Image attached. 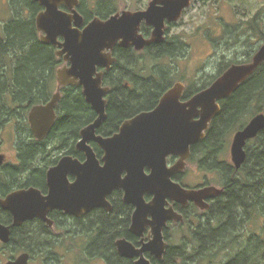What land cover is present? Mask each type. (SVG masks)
<instances>
[{"label":"water","instance_id":"95a60500","mask_svg":"<svg viewBox=\"0 0 264 264\" xmlns=\"http://www.w3.org/2000/svg\"><path fill=\"white\" fill-rule=\"evenodd\" d=\"M34 1L44 6V10L36 15L41 40L59 47L56 54L65 60V64L57 70L59 86H83L87 101L99 116L82 130L83 138L78 143L79 148L88 152L87 161L82 163L71 156L62 158L48 173L49 195L43 196L37 188L22 189L12 192L0 202L12 211L14 225H20L35 216L47 219V211L56 207L76 215L100 205H106L110 210L107 195L115 188H122L125 201L136 207L131 231L142 235L146 226L150 225L153 236L148 242L143 241L140 247L126 238H119L116 242L119 254L134 258V264H152L147 252L161 260L168 246L163 228L168 220L183 218L172 208H166L169 199L183 203L194 200L202 206L205 198L220 193L215 186L187 190L172 177L185 168L191 156V146L206 136L210 123L220 113L219 100L231 95L264 62V44L251 62L231 66L187 103H180L183 87L181 83L177 84L163 96L153 112L125 121L118 134L104 139L94 135L106 117L107 101L103 96L109 90L102 86V73L98 72V66L110 67L116 60L112 50L119 41L122 46L135 45L138 49L161 41L165 18L179 19L191 0H153L145 11L125 10L106 20L96 17L84 28H80L84 17L76 9L79 0ZM159 1L163 3L162 7L157 6ZM61 4L69 10L61 9ZM143 20L155 26L153 37L149 40H144L139 34ZM60 37L63 39L59 40ZM60 96V92L56 93L47 104L35 105L29 112L32 129L40 139L47 136L55 123V107ZM263 130L264 113H258L236 132L232 145L236 167L246 160V141ZM90 139H97L106 149L103 166L87 145ZM172 154L178 155L179 159L168 166L167 157ZM145 166L151 168L149 173L145 172ZM68 172L77 174L74 183L67 180ZM146 193L154 196L149 203L145 200ZM9 236L10 227L0 223V238L7 242ZM29 256V253H23L7 264H27Z\"/></svg>","mask_w":264,"mask_h":264},{"label":"flooded vegetation","instance_id":"af4514ba","mask_svg":"<svg viewBox=\"0 0 264 264\" xmlns=\"http://www.w3.org/2000/svg\"><path fill=\"white\" fill-rule=\"evenodd\" d=\"M111 1L113 0H79V4L77 5L76 9L84 17L83 24L80 28L87 26L89 22L96 17L106 20L111 15L118 12L122 13L125 10L133 12L145 11L150 7L153 0H133V5H131L129 8L124 6L121 9H118L116 6V8L110 12L108 5ZM203 1L204 0H191L190 5L183 9L180 18L177 20H169L168 18H165L163 39L161 41L146 44L141 49L136 48L135 45L122 46L119 41L112 50V56L116 60L110 65V67L105 65L98 66V72L102 73V86L108 88L109 90L103 96L107 101L106 117L96 128L94 133L96 137H102L104 139L111 138L120 132L121 126L125 121L143 113L153 112L159 106L163 96L177 84L181 83L183 87L182 95L179 98L180 103H187L199 91L209 87L231 66L246 64L253 60L260 46L264 44V5H261L259 9H257L255 15L249 17L250 19H238L236 15L233 16L231 21L219 20L217 18L216 25L211 28V31L214 32V37H209L206 33H204V27L195 26V32H192L189 28L183 27L184 24L182 23V19L188 15L189 11L195 7L196 3H203ZM157 6L162 7L163 3L159 1ZM60 8L66 11L69 10L64 4H61ZM42 10H44V6L41 5L40 11ZM100 10L103 11V14L100 13ZM154 30L155 26L153 24H149L146 20H143L140 25L139 34L144 40H149L153 37ZM40 35L41 33L39 32V37ZM62 39V37L59 38V40ZM195 39H197V41L201 39L202 41L207 42L212 50L214 45L221 46L226 43V45H229V49L232 50V48H234V54L230 57L229 62L225 64H222V61H217L214 63L212 65V73L204 74V66H201V74H203L200 77H195L193 80L195 82L190 84L191 81L186 80L185 77H177L172 68L170 70H165L163 66L174 59L188 57L187 54H189V47H191V43L194 42L193 40ZM1 41H6V38H0V42ZM253 42L256 43L257 47L252 50L250 46ZM55 48L56 52L59 47ZM56 56L62 60V65H64L65 60L63 57H60L57 54ZM123 59L130 60L132 65L131 68L124 70L114 68L117 64V61ZM219 60L221 59L219 58ZM144 61H163L165 65L157 68L155 65L143 63ZM159 64L160 63H157V65ZM263 66L264 62L257 67L252 75H250L245 81L241 82L231 93V95L220 99L219 104L222 106V102L230 99L233 100L237 92L249 89L250 86H247V81L252 76H255L258 72L260 73L263 69ZM206 67L208 66L206 65ZM120 75H123L122 78L119 77ZM204 76H206V78L209 80L206 86H204ZM141 82L155 83V87L158 88L157 91L153 92V96L151 93H149L153 90L148 92V96H151V100L141 102L138 104V106L135 104L136 107L131 110L130 114L118 120L114 126L109 125V123H107V119L109 115V108L111 107L110 99L111 95L113 94L114 85L119 83L121 86H127L132 91L135 90L138 96H142L143 93L141 92H143V86H141ZM56 84V89L52 91V94L49 95L46 101L44 100L39 104H35H47L56 93L60 92L61 96L55 107L56 120L51 130L58 122L60 125H66L72 121V117L68 115L65 109V104L67 102H69V104H75L76 106H79L80 117L84 116L82 119L83 123L77 127L76 134L74 133V136H72L70 140H67L66 134L61 133L57 134L53 139L50 136L51 130L45 138L40 139L34 133L28 117L24 119L14 117L3 120V122L0 123V155H2L3 160V163L0 164V201L5 200L8 195L14 191L30 188H37L43 196H47L50 193L48 173L50 169L58 165L62 158L71 156L82 163H85L88 159V152L79 148L78 143L83 138L82 130L88 125L92 124L98 118L99 114L92 104L87 101L83 86L78 84L59 86L57 71ZM253 90H264V85H258L257 87L253 88L252 91ZM198 118L199 116L196 117V119ZM248 121H250V119ZM245 125L238 128L231 139H229L227 148L229 156L227 159L220 157L221 149L217 150V153L213 159L214 161L212 162L209 161V159H207L203 154L196 155L198 156L200 163V172H202L203 175L200 176L198 181L186 182V169L188 167L189 161L192 160L193 157H196L194 150L203 139L191 146V156L187 160L185 168L182 171L175 173L172 179L187 190H202L209 186H215L220 189V193L205 198L202 206L196 203L194 200H189L187 203H183L177 200L169 199V204H166V208H172L183 218L181 220L170 219L163 228L165 239L168 242L166 251L170 246H172V243L170 242V236H172V234L174 235L175 233V230L172 232L174 226H178V229L182 227L186 229L189 228L191 233L196 232L198 229L201 230L204 227L210 226L214 228L219 226L221 220L219 217V209L220 204L224 200V195L228 190L226 185L227 181L231 182L230 196L232 198L231 204L233 214L227 213L223 222L233 218L230 227L233 231L231 240L236 237L238 241H240V244L236 245L235 251L233 252L239 253L243 249L244 246H241V242L245 241L247 238V232H251L250 230L252 229H250L251 227L249 228V222L253 219L247 214V212L244 211V209V212L235 214L236 211L234 206L236 205L235 202L237 201V196L240 192V189H238L237 186L239 183L237 177L241 176L243 164L240 167H236L232 157V145L236 132L244 128ZM259 134L256 137L250 138L246 141L244 147L247 153L246 159L248 157V153L252 149V146L256 144V139ZM207 135L208 132L206 137ZM87 145L91 147L100 165L103 166L106 163V149L99 143L97 139H90L87 142ZM24 147H37V152L32 158L26 160L27 155L25 154V151L22 150ZM178 159V155H169L167 157L168 166H172L174 163H176V161H178ZM24 160L27 161V163L24 164ZM203 161H207V164L203 163ZM221 169L224 171V174H221L220 176L219 172ZM150 171L151 168L149 166H145V172L149 173ZM216 172L221 179L220 181L217 180ZM124 175L125 173H123V176ZM77 178L78 176L76 173H67V180L69 183H74ZM124 196V189L115 188L106 197V200L111 205L110 210L106 205H100L90 209L89 211H83L81 215H76L66 213L65 210L56 207L47 211V219L43 218L42 216H35L32 219L25 220L20 225H14V215L12 211L6 208L0 202V223L4 226L10 227L9 240L5 242L0 238V264H7L9 261L16 260L23 253L30 254L27 264H31L36 255H42V261L44 264H49V261L53 262L54 259H56V254L58 253L57 248L60 236V225L62 224V228L64 229L66 227L68 228L67 230H64L65 232L74 234L76 231L75 223L77 220H89L98 213L110 215L114 212L116 218L118 219V228L121 230L123 219L122 213L124 210L128 211L130 213V221L126 225L127 236H118L115 239L116 248V242L119 238L128 239L136 247L142 246L143 241L148 242L153 236L152 228L150 225H147L142 235H137L131 231L132 217L136 207L131 203H127L124 199ZM153 198L154 196L152 194H145V200L147 203L151 202ZM259 216V232L264 237V216ZM236 217L237 219L234 220ZM150 219L152 218L150 217ZM35 232H37V234H39V236L42 238V241L39 244L42 246L44 243L46 245L45 247L40 246L38 248V243H35L31 240L30 236ZM254 232L256 233L257 231ZM50 244L51 248L49 247ZM197 248L199 250L202 248L201 243H199ZM147 256L155 257L150 252H147ZM131 259H133V261L135 260L134 258Z\"/></svg>","mask_w":264,"mask_h":264},{"label":"trees","instance_id":"16d2710c","mask_svg":"<svg viewBox=\"0 0 264 264\" xmlns=\"http://www.w3.org/2000/svg\"><path fill=\"white\" fill-rule=\"evenodd\" d=\"M11 8L13 17L2 23L3 33L0 34V38H6V41L0 42V123L14 117L27 118L33 105L46 101L52 94L56 71L62 63V60L56 56V48L52 44L43 42L39 37L36 14L40 11L41 4L34 0H11ZM114 8L116 7L109 8V11H113ZM100 11L103 14V11ZM131 66L130 60L123 59L117 61L114 68L124 70ZM122 76L119 77L122 78ZM263 81L264 66L260 73L258 72L247 81L249 89L237 92L233 100L222 102L221 111L215 117L207 137L194 150L195 156L203 154L209 161H214L217 150L222 149L223 143L227 140L226 135L245 125L255 114L264 111L262 107L264 90L252 91L258 85H264ZM141 86H143V92H141L143 94L138 96L135 90L132 91L127 86H121L119 83L114 85L107 119L109 125L114 126L118 120L130 114L136 107L135 104L138 106L141 102L151 100L148 92L153 90L149 92L153 96V92L158 89L152 82H141ZM65 109L72 117V121L66 125H60L58 122L50 133L53 139L61 133L66 134L67 140H70L73 134H76L77 127L83 123L84 116L80 117L79 106L67 102ZM22 150L25 151L26 160H28L36 154L37 147H24ZM206 162L203 161L207 164ZM23 163L27 161L24 160ZM220 171L224 174L222 169ZM237 179L240 192L236 205L234 204L235 214L245 211L252 218L258 215L264 216V130L260 132L256 144L248 153L241 169V176ZM226 185L228 190L219 209L221 219L219 226L204 227L192 233L193 241L201 243L202 248L200 250L197 248L191 253L184 245H172L161 260L148 256L152 264L216 263L225 251L226 255H230L229 259L220 264H264V237L259 231L247 232V238L241 242L243 249L239 253L233 252L240 241L236 237L231 240L233 231L230 227L233 218L223 222L227 213L233 214L230 196L231 182L227 181ZM122 217L121 230L118 228V219L114 212L110 215L98 213L89 220H77L75 233L66 232L65 237L74 238L76 241L84 237L81 261L101 258L106 264H134L133 259L121 256L115 245V239L118 236H127L126 225L130 221V213L124 210ZM60 227H63L62 224ZM30 237L32 241L38 243L39 248L41 246L39 243L42 241L39 234L35 232ZM42 246L46 245L43 243Z\"/></svg>","mask_w":264,"mask_h":264},{"label":"rangeland","instance_id":"374dc122","mask_svg":"<svg viewBox=\"0 0 264 264\" xmlns=\"http://www.w3.org/2000/svg\"><path fill=\"white\" fill-rule=\"evenodd\" d=\"M131 5H133V0H113L109 2L108 6L109 8L117 6L118 9H121L124 6L129 8ZM261 5H264V0H204L203 3H196L195 7H193L189 11L188 15L182 19V23L184 24L183 27L189 28L192 32L195 30V26L204 27V33H206L209 37H214V32L211 31V28L216 25L217 18L219 20L231 21L233 19V16L236 15L238 19H250L249 17L254 16L257 9H259ZM11 17H13L11 0H0V34L3 33L2 23L7 22ZM193 41L194 42L191 43V47H189V54H187L188 57L186 58L174 59L168 62L166 64L167 66L163 61H151L152 63L149 61H144L143 63L155 65L157 68L165 65L163 66L165 70H170L172 68L177 77L183 76L186 78V80L191 81V84L195 82L193 81L195 77H200L203 73H212V65L214 63H216L217 61H222V64H225L229 62L230 57L234 54V48H232V50L229 49V45H226V43L221 46L214 45L212 50L207 42H204L201 39H199V41H197V39ZM250 47L253 50L255 47H257V45L255 42H253L251 43ZM219 58L221 60H219ZM157 63L160 64L157 65ZM62 64L63 62L61 63L60 67L63 66ZM206 65L208 67H206ZM201 66H204L202 74ZM208 81L209 80L206 78V76H204V86L208 84ZM53 82L54 84H52V91L57 87L56 77ZM262 107H264V105ZM261 113H264V111ZM236 130L234 129L226 135L227 140L223 143V147L220 152L221 158H228V141L234 135ZM199 165L200 163L198 160V156L193 157L192 160L189 161L188 167L186 169V182L198 181L200 176L203 175V173L200 172ZM220 172L219 174L221 176ZM217 180H221L218 173ZM259 217L260 216L258 215L255 218H252L253 220L249 222V228L251 227L250 229H252L250 231L260 230ZM174 227L172 229V232L175 230V233L174 235L172 234V236H170V242L172 243V245H184L191 253L193 251H196L199 243L193 241V234L191 233L189 228L186 229L182 227L178 229V226ZM67 229V227L65 229L59 228L60 239L57 248L58 254H56V257H58V259H54L53 262L49 261V264H106L105 260L101 258H90L87 261H81V252H83L84 250V237H80L81 240L79 239L78 241H76L74 238H67L65 237L66 232L64 231ZM229 256L230 255H226L225 251L224 254L216 260L217 262L215 264L226 262L227 259H229ZM42 260V255H36L31 264H44ZM202 264L209 263L205 262Z\"/></svg>","mask_w":264,"mask_h":264},{"label":"bare ground","instance_id":"6f19581e","mask_svg":"<svg viewBox=\"0 0 264 264\" xmlns=\"http://www.w3.org/2000/svg\"><path fill=\"white\" fill-rule=\"evenodd\" d=\"M25 42H26V41H25ZM25 42H24V43H25ZM27 45H28V44H27ZM20 50H21V49H20ZM20 50H19V51H20ZM25 53H26V52H25ZM18 54H19V53H18ZM1 74H2V73H1ZM8 81H9V80H8ZM8 90H9V89H8ZM18 102H19V101H18ZM7 105H8V104H7ZM32 108H33V107H32ZM32 108H31V109H32ZM31 109H30V110H31ZM228 229H229V228H228ZM217 238H218V237H217ZM217 242H218V241H216V243H217ZM214 244H215V243H214ZM41 247H42V246H41ZM40 251H41V250H40ZM49 255H51V254H49Z\"/></svg>","mask_w":264,"mask_h":264}]
</instances>
